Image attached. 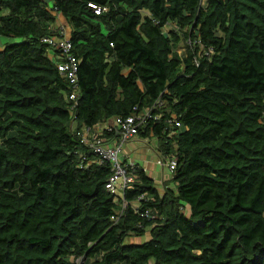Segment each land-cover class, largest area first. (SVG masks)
Wrapping results in <instances>:
<instances>
[{"label":"trees","instance_id":"trees-1","mask_svg":"<svg viewBox=\"0 0 264 264\" xmlns=\"http://www.w3.org/2000/svg\"><path fill=\"white\" fill-rule=\"evenodd\" d=\"M202 3L0 0V264H264V0ZM148 109L175 189L137 168L123 209L78 134Z\"/></svg>","mask_w":264,"mask_h":264},{"label":"built area","instance_id":"built-area-1","mask_svg":"<svg viewBox=\"0 0 264 264\" xmlns=\"http://www.w3.org/2000/svg\"><path fill=\"white\" fill-rule=\"evenodd\" d=\"M43 41L47 43L49 47L59 52L60 57L66 61V63L63 64L60 63L58 69L61 73L70 72L68 77L74 89H77V59L71 53V42L68 39L60 38L58 40L51 37H45ZM73 93L70 95L69 99L73 104L72 111L75 112L78 98L77 95ZM151 112L152 110L150 109L144 111L135 110V112L127 118L116 117L113 119V124H109L105 128L109 135L112 134L110 139L105 137L104 129H100V125L84 127L78 134L80 142L89 149L95 160L97 159L98 164H111L112 176L109 178L106 188L116 195V200L118 202L120 199L123 200V209L127 206L125 191L137 181L138 174L135 173L136 168L123 164L121 161V152L127 140L131 141L135 137H138L140 131L151 121L157 122L160 120V115H153ZM172 121L176 127H179V129L182 128L181 123L176 120L175 117L172 118ZM157 165L161 168H166L173 175L178 167V158L176 156L161 155L158 157ZM143 198L144 197H141L140 199ZM140 199L137 200V203H139ZM121 215L122 211H119L113 219L117 221Z\"/></svg>","mask_w":264,"mask_h":264},{"label":"rangeland","instance_id":"rangeland-1","mask_svg":"<svg viewBox=\"0 0 264 264\" xmlns=\"http://www.w3.org/2000/svg\"><path fill=\"white\" fill-rule=\"evenodd\" d=\"M205 4H206V0H203L202 6L203 7L206 6ZM173 28H175L174 24L168 26L165 29V31L166 32L170 31ZM189 44H190L189 42L182 40L179 43L178 47L176 48V51L180 55L186 56L188 49H189ZM143 141L147 145V149L144 152V154L140 153L139 158L138 157H136V158L138 160H142L141 158L143 156L146 157L145 165H146V167L148 165H151V168H153V170L150 171L149 173L151 174L152 178H154V180L156 181V186L158 187L161 194L165 193L167 188L175 189V185L174 184L172 185L173 182L171 181L172 180V174L166 168L154 167L156 160H158V153L154 147V145L157 143L156 139H147V140L143 139ZM135 152L139 153L138 150L134 149V147L132 146V143L127 140L125 145L123 146V149L121 152V161L123 162L122 155H129L130 157L134 158V156L136 155ZM126 161H128V159ZM141 164H143V163H141ZM149 170H151V169H149ZM149 238H150V236L148 234L144 238H131L129 241L132 243H143V242L147 241Z\"/></svg>","mask_w":264,"mask_h":264},{"label":"crops","instance_id":"crops-1","mask_svg":"<svg viewBox=\"0 0 264 264\" xmlns=\"http://www.w3.org/2000/svg\"><path fill=\"white\" fill-rule=\"evenodd\" d=\"M57 22L58 23H56V24H54L52 26V30L55 31V32H58L62 36L66 37L67 39H70L71 38V27L67 24L66 20L59 15ZM51 56H54V53H51ZM109 124L110 125L113 124V121H112V123H109ZM109 124L108 123H103L102 125L100 124L99 127H100V129H105L107 127V125H109ZM143 139L147 140L148 138H143V137H141L139 135L138 137H135L132 141H130L132 143V146L134 147V149L138 150L139 153L135 152L136 155L134 156V158L130 157L129 155H122L123 164L127 165V166H132V168H136V170H137V168H143L145 170V172L148 174V176L152 177L149 172L152 171L153 168H151V165H148L146 167V165H145L146 157L143 156L141 158L142 160H138L136 158V157L139 158V154L140 153L144 154V152L147 149V145L144 143ZM152 139H154V138H152ZM156 141H157V143L154 145V147L157 150L158 157L161 156V155L167 156L166 154H164L163 151L159 150V142H158L157 139H156ZM127 159H128V161H126ZM141 163H143V164H141ZM154 167L161 168L160 166L157 165V160H156V162L154 164ZM149 169H151V170H149Z\"/></svg>","mask_w":264,"mask_h":264},{"label":"clouds","instance_id":"clouds-1","mask_svg":"<svg viewBox=\"0 0 264 264\" xmlns=\"http://www.w3.org/2000/svg\"><path fill=\"white\" fill-rule=\"evenodd\" d=\"M63 39H67L66 37H64L63 36ZM69 41H70V39H68ZM49 49H50V55H51V53H54V56H51L53 59H59V52H57L55 49H52L51 47H49ZM58 65L60 64V63H57ZM98 125H100V124H98ZM96 126V125H95Z\"/></svg>","mask_w":264,"mask_h":264}]
</instances>
